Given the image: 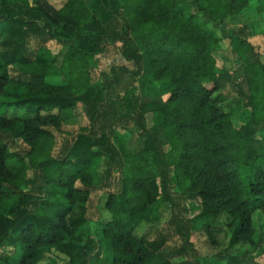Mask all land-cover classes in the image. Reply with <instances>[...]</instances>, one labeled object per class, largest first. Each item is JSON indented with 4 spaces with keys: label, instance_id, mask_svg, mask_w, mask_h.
Returning <instances> with one entry per match:
<instances>
[{
    "label": "trees",
    "instance_id": "obj_1",
    "mask_svg": "<svg viewBox=\"0 0 264 264\" xmlns=\"http://www.w3.org/2000/svg\"><path fill=\"white\" fill-rule=\"evenodd\" d=\"M262 13L264 0H0V264H209L195 232L229 236L221 264H264ZM51 41L65 51L47 61ZM90 206L99 240L82 244Z\"/></svg>",
    "mask_w": 264,
    "mask_h": 264
},
{
    "label": "rangeland",
    "instance_id": "obj_2",
    "mask_svg": "<svg viewBox=\"0 0 264 264\" xmlns=\"http://www.w3.org/2000/svg\"><path fill=\"white\" fill-rule=\"evenodd\" d=\"M52 3H54L57 7H60L63 3V0H51ZM257 20L252 23L251 29L253 30V35L251 38V42L252 44L255 46L256 49H258L259 51H263L264 50V13L260 14L257 18ZM230 24H234L235 20H230L229 21ZM82 33L84 34V38L89 39L91 36L94 35V32H92L89 29H84L82 31ZM229 43L230 41H224L223 45H224V49H226L227 47H229ZM65 49L63 47H61V45H59L57 43V41H51L48 43V45L41 50V56L46 59L47 61H51L52 59H55L56 57L61 56L62 53H64ZM231 57V58H230ZM100 56H93L91 57V62L93 63V65L97 66L96 63L99 60ZM223 58L226 62L227 67H230L233 63L231 62V59H234L235 61V57L230 53V50L226 53V55H223ZM110 59H107V61H100V65L99 67H97V69L99 71H106L108 69V65H109ZM150 71V67L149 64L146 62L145 63V67H144V73H148ZM147 79V75H145L143 77V79H136V84H137V88H134L133 90H131V95L132 96H136L138 95L139 97L144 98V95L141 93L142 92V88L144 87V82H146V84L148 85L149 82ZM47 82L50 84H54V85H64L67 82V77L65 75H51L47 78ZM231 93V90L227 89V91L225 90L224 93ZM80 107L81 105L79 104L78 110L75 112H72L71 115H77L80 111ZM236 107L235 104H232L230 110H233ZM237 109V108H235ZM234 109V110H235ZM119 114H117L116 118L119 119L121 115H123L124 110L120 109L119 110ZM151 117L149 116L148 119H150ZM70 123L73 125H80V126H86L87 125V121L84 118V116H79L77 118H73L72 120H70ZM133 123H131L129 121V119H127L126 117H122L121 121L119 122L118 126H117V130L122 131L121 133L127 132V130H133L135 131L134 126L132 125ZM78 126H70L66 129H68V131H74L75 129H77ZM137 133L134 134V136L132 137V146H136L137 145ZM71 142V136L69 134H63V135H59L55 146L53 148L52 151V155L53 156H58L61 151L63 149H65V147H67V145ZM97 202V198L94 200V204H96ZM86 219H87V223L82 225V233L81 235L83 236V242L82 244H84L85 242L89 241V240H94V241H98L99 237L97 234V229L98 226L96 225L94 218H95V209L93 206H90L89 209L87 210V212L85 213ZM257 227L259 224L263 223V219L261 216H257L255 218ZM162 228V226H160V228H158V230H160ZM142 234L145 233L148 237H154L155 234L157 233V229L152 228H146L144 229L143 232H141ZM191 241L193 243H195L197 245V248L200 252L201 257H205L207 259V263L209 264H221V262H217L216 258L217 255L222 252L224 249L227 248L228 243H229V236L224 232L223 234L219 235L218 237V241H219V245L217 247H211L209 246L206 242H205V236L202 233L199 232H195L192 235ZM239 249L241 251H248L251 250L249 246L247 245H241L239 246ZM52 264H67L66 260H65V256L64 255H60V258L58 260L53 259L52 260ZM58 261V262H56ZM44 263H48V261H45ZM89 263V260L87 262V264ZM243 264H255L253 261H250V259L245 257V260L243 261Z\"/></svg>",
    "mask_w": 264,
    "mask_h": 264
}]
</instances>
